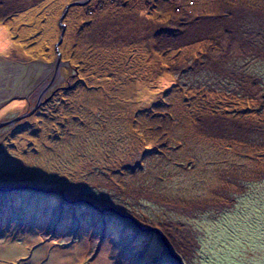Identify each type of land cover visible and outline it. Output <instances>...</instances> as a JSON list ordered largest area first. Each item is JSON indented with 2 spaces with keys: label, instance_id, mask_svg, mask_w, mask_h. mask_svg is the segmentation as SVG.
I'll return each instance as SVG.
<instances>
[{
  "label": "rangeland",
  "instance_id": "obj_1",
  "mask_svg": "<svg viewBox=\"0 0 264 264\" xmlns=\"http://www.w3.org/2000/svg\"><path fill=\"white\" fill-rule=\"evenodd\" d=\"M74 1L0 0V264H264V0Z\"/></svg>",
  "mask_w": 264,
  "mask_h": 264
},
{
  "label": "trees",
  "instance_id": "obj_2",
  "mask_svg": "<svg viewBox=\"0 0 264 264\" xmlns=\"http://www.w3.org/2000/svg\"><path fill=\"white\" fill-rule=\"evenodd\" d=\"M157 1H159V0H157ZM167 2V1H166ZM232 4H233V2L232 1H230ZM227 3H229V2H227ZM227 3H225V4H227ZM246 3H250L249 2V0H248V2L246 1ZM230 5V4H229ZM229 5H227V6H229ZM31 10H29L30 12H35L36 10H34L33 8H30ZM184 9V8H183ZM30 12H28L27 14H30V15H32ZM176 15H179V14H176ZM191 15H190V13H181V17H184L185 18V20H188V18L190 17ZM211 16H213L212 14H209V15H205V17H211ZM254 18H255V21L253 22V23H255L256 22V24L258 23L257 21H256V17L254 16ZM183 20V19H182ZM259 24V23H258ZM185 31H183V32H181L180 30H178V31H174V30H170V35L171 36H173V39H174V36H177V35H181V36H183V35H185V33H184ZM203 39H207V38H203ZM203 39H201V41H203ZM209 39V38H208ZM260 57H259V59H260V63H261V74L258 76V75H251L250 77H252L253 78V81H255L256 83H259V85L261 86V84L262 85H264V56H261V55H259ZM209 58V57H208ZM212 57H210V59H211ZM258 59V60H259ZM193 62V61H192ZM236 73H234V75H235ZM235 76H238V74H236ZM251 78V79H252ZM262 87V86H261ZM234 140H232V141H234L235 142V144H236V146H238L237 145V143H244V142H246L245 140H243L242 138H233ZM230 140V139H229ZM244 144H246V143H244ZM249 145H251V144H249ZM253 147V149L254 148H256L255 146H252ZM262 152V151H261ZM28 189H30V188H28ZM84 202V201H83ZM88 206H90L92 209H94L97 213H99L100 215H102V210L104 209H98L97 207H95L93 204H90V203H88L87 204ZM107 213H109V214H112V215H116V216H118L119 218H121L123 221H126V222H131L132 223V221L130 220V218H128V217H121V216H119V215H117L116 213H113V212H107ZM99 214H97V215H99ZM130 221H129V220ZM113 222V221H112Z\"/></svg>",
  "mask_w": 264,
  "mask_h": 264
},
{
  "label": "water",
  "instance_id": "obj_3",
  "mask_svg": "<svg viewBox=\"0 0 264 264\" xmlns=\"http://www.w3.org/2000/svg\"><path fill=\"white\" fill-rule=\"evenodd\" d=\"M88 1H89V0L74 1L73 3L68 4V5L65 6L62 15H61L60 18H59V24H60L62 30H64V28H65V25L62 23V21H63V19H64L65 15H66L67 10L69 9V7H70V6H73V5H79V6H81V5H84V4H85L86 2H88ZM59 41H61V39H60ZM60 63H61V62H60V59L58 58V60L56 61V70H55V74H54V76L51 78L50 82L45 86V88H44L42 91L47 90V89L49 88V86L53 83V81H54V79H55V75H56L57 72H58V67H59ZM41 93H42V92H41ZM41 96H42V94H41ZM38 103H39V102H38ZM38 103L34 106V108L31 109L30 112H28V113H26V114H23V115H21V116H18V117H16V118L11 119V120L0 121V127L7 126V125H9V124H10V125H11V124H14V123H16L17 121H19V120H21V119H23V118H25V117L31 115V114L34 112V110L38 107V105H39ZM104 210H107V211H110V212L116 213L117 215H119V216H121V217H126V216L122 215L121 213H119V212L113 210L112 208H104ZM130 220H131V219H130ZM131 221H132V220H131ZM132 222H133V221H132ZM156 232H157V231H156Z\"/></svg>",
  "mask_w": 264,
  "mask_h": 264
},
{
  "label": "crops",
  "instance_id": "obj_4",
  "mask_svg": "<svg viewBox=\"0 0 264 264\" xmlns=\"http://www.w3.org/2000/svg\"><path fill=\"white\" fill-rule=\"evenodd\" d=\"M29 10H31V9L29 8L28 10H24V11H23V10H20V14H19V15H21V13H25V14L27 15V13L30 12ZM11 17H13V15H11V16L9 15V16H7V17L4 18V19L11 18ZM1 49H2V48H1Z\"/></svg>",
  "mask_w": 264,
  "mask_h": 264
}]
</instances>
